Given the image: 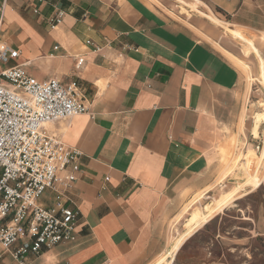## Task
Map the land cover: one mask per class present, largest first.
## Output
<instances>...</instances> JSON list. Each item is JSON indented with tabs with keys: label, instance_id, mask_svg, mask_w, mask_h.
Segmentation results:
<instances>
[{
	"label": "crops",
	"instance_id": "obj_1",
	"mask_svg": "<svg viewBox=\"0 0 264 264\" xmlns=\"http://www.w3.org/2000/svg\"><path fill=\"white\" fill-rule=\"evenodd\" d=\"M188 1L264 34V0ZM58 10L62 21L51 27ZM196 17L191 29L147 0H0V38L19 51L15 64L38 80L75 81L87 107L49 130L82 152L68 190L79 212L75 237L23 264H151L168 249L179 188L211 182L213 149L238 122L246 92L245 73L228 56L237 57V38L205 21L199 31ZM250 55L246 64L260 73ZM40 202L51 205L52 193ZM0 264L17 262L6 253Z\"/></svg>",
	"mask_w": 264,
	"mask_h": 264
},
{
	"label": "built area",
	"instance_id": "obj_2",
	"mask_svg": "<svg viewBox=\"0 0 264 264\" xmlns=\"http://www.w3.org/2000/svg\"><path fill=\"white\" fill-rule=\"evenodd\" d=\"M63 15L56 11L49 18L51 27ZM18 56L0 38V261L8 253L23 264L28 254L75 237L79 212L68 205V190L82 152L65 146L43 124L71 118L87 107L75 81L38 80L24 64L7 65ZM46 190L52 193L49 206L40 202Z\"/></svg>",
	"mask_w": 264,
	"mask_h": 264
},
{
	"label": "rangeland",
	"instance_id": "obj_3",
	"mask_svg": "<svg viewBox=\"0 0 264 264\" xmlns=\"http://www.w3.org/2000/svg\"><path fill=\"white\" fill-rule=\"evenodd\" d=\"M147 2L150 6L155 5L164 14L176 18L181 24L191 29L193 27L190 24L194 23L193 17L196 16L202 21L201 24H195L199 31L204 30V21L207 25L216 24L210 18L213 15L200 11L195 1L163 0L164 4L160 0H147ZM189 15H192V18H189ZM219 25L224 27L222 24ZM238 29L248 38L236 37L229 28L225 29L233 38H237L235 43H240V49L235 48L237 57L250 65L252 59L250 53L252 52L258 62L252 46L258 50L260 56L264 54V43L259 39L260 34ZM197 33L202 36L199 32ZM13 64H15L14 59L7 62V65ZM236 64L245 73L246 81V92L243 96L239 120L213 149L215 161L212 167L214 177L211 182L202 189H193L188 186V184L191 185V181L184 188H179V214L169 220L165 232L168 249L176 237L184 231L183 224L188 216L194 217L206 205L214 202L213 200L220 194L242 182L250 171L248 168L250 161L254 160L264 148L262 144L264 140V122H262L264 87L259 80V70L253 72L250 69L249 72L253 78L250 80L246 73V69L248 71L249 68L237 62ZM64 122V120L52 122L47 129L56 132V125L63 126ZM249 131L253 132L255 136L253 139L247 134ZM237 155L238 160H236ZM258 168L259 173L264 172V164ZM222 176H225L224 180L218 181ZM258 187L247 196L232 201L227 208L202 225L184 242L175 259L169 264H264V183ZM243 217L248 219H243Z\"/></svg>",
	"mask_w": 264,
	"mask_h": 264
},
{
	"label": "bare ground",
	"instance_id": "obj_4",
	"mask_svg": "<svg viewBox=\"0 0 264 264\" xmlns=\"http://www.w3.org/2000/svg\"><path fill=\"white\" fill-rule=\"evenodd\" d=\"M210 18L213 19L216 24L224 25V27H223L224 29L229 28L230 32L234 36L240 37V38H248L238 28L229 27L228 24L222 23L220 20H218L214 16H210ZM259 38H260V40H262L264 42V34H261L259 36ZM252 50L254 51V53H256V55L258 57V63H259V69H260L259 80L261 83H263L262 85L264 87V60L260 56L258 50L254 46H252ZM228 56L231 59H233L234 61H236L237 63L246 65L249 68L248 71L246 69V73L248 74V78H250V80H253L252 75L249 72L250 67L245 62H243L242 60H240L239 58H237L233 55H228ZM262 122H264V115L262 118ZM50 124H51V122H45L43 125L47 128ZM235 157H234V159H235ZM236 160H238V155L236 157ZM263 164H264V148L261 149V151L259 152V155L254 160L250 161V164L248 165V168L250 170L248 173V176L242 182L237 183V185L233 186L229 190L220 194L216 199L213 200L214 202L206 205L201 212L197 213L194 217H192L190 220H188V222L186 224H184V231L176 237V239L172 243L171 247L165 253H163L161 256H159L152 264H169L173 255L179 250V248L183 244V242L186 239H188L189 237H191L202 225L206 224L215 215L222 212L225 208H227L230 205V203L232 201L236 200L237 198L242 197L249 190H253L254 188L260 186L262 181L264 180V172L259 173L258 167H260ZM224 177L225 176L220 177V179L218 181L221 182L224 179ZM246 187H248L247 190H246ZM244 190H246V192ZM243 192H245V193H243ZM193 202H194V200H193Z\"/></svg>",
	"mask_w": 264,
	"mask_h": 264
}]
</instances>
